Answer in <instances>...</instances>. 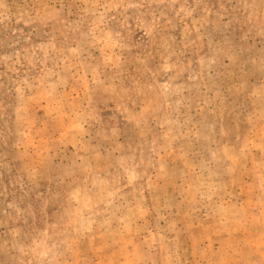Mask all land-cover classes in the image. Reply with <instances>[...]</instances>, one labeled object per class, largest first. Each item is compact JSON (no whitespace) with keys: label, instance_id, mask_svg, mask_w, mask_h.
Returning <instances> with one entry per match:
<instances>
[{"label":"rangeland","instance_id":"obj_1","mask_svg":"<svg viewBox=\"0 0 264 264\" xmlns=\"http://www.w3.org/2000/svg\"><path fill=\"white\" fill-rule=\"evenodd\" d=\"M0 264H264V0H0Z\"/></svg>","mask_w":264,"mask_h":264}]
</instances>
